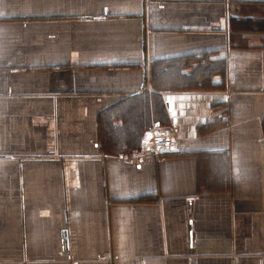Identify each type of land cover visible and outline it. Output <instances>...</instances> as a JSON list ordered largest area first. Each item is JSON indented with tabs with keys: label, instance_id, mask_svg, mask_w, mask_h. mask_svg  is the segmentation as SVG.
Returning a JSON list of instances; mask_svg holds the SVG:
<instances>
[{
	"label": "crops",
	"instance_id": "crops-1",
	"mask_svg": "<svg viewBox=\"0 0 264 264\" xmlns=\"http://www.w3.org/2000/svg\"><path fill=\"white\" fill-rule=\"evenodd\" d=\"M0 264H264V0H0Z\"/></svg>",
	"mask_w": 264,
	"mask_h": 264
},
{
	"label": "trees",
	"instance_id": "trees-1",
	"mask_svg": "<svg viewBox=\"0 0 264 264\" xmlns=\"http://www.w3.org/2000/svg\"><path fill=\"white\" fill-rule=\"evenodd\" d=\"M140 94L144 98L143 102H135V96L138 95H134L129 98L128 102L125 101L122 108L117 109V117H126L127 121L131 124L127 127L128 133L121 134V137H125L122 138L124 139L123 141H126L124 144L125 152L140 146L141 136L144 133L140 135L137 133V130L142 123L149 121L151 124L155 120L160 121L162 124L168 123V115L163 104L162 96L158 93L147 91Z\"/></svg>",
	"mask_w": 264,
	"mask_h": 264
},
{
	"label": "built area",
	"instance_id": "built-area-1",
	"mask_svg": "<svg viewBox=\"0 0 264 264\" xmlns=\"http://www.w3.org/2000/svg\"><path fill=\"white\" fill-rule=\"evenodd\" d=\"M182 138L178 130L171 125H151L143 134L140 146L130 153L129 158L134 164L141 163L153 158H162L168 154L183 152L181 146ZM101 260H107L103 255Z\"/></svg>",
	"mask_w": 264,
	"mask_h": 264
},
{
	"label": "rangeland",
	"instance_id": "rangeland-1",
	"mask_svg": "<svg viewBox=\"0 0 264 264\" xmlns=\"http://www.w3.org/2000/svg\"><path fill=\"white\" fill-rule=\"evenodd\" d=\"M147 87L145 86V84L144 85H141L140 87H139V91H143L144 89H146ZM138 147H136V148H133V149H131L130 151H128V152H124V154H127V155H129L130 156V153L133 151V150H135V149H137ZM155 161H162V160H165L166 159V156H164V157H162V158H153Z\"/></svg>",
	"mask_w": 264,
	"mask_h": 264
}]
</instances>
